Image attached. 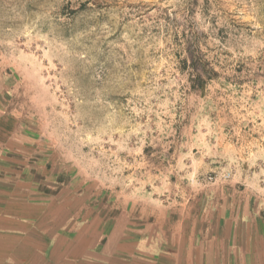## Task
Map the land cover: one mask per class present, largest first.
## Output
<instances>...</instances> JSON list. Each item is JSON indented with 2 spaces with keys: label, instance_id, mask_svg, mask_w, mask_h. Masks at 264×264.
<instances>
[{
  "label": "rangeland",
  "instance_id": "1",
  "mask_svg": "<svg viewBox=\"0 0 264 264\" xmlns=\"http://www.w3.org/2000/svg\"><path fill=\"white\" fill-rule=\"evenodd\" d=\"M0 105L66 179L264 229V0H0Z\"/></svg>",
  "mask_w": 264,
  "mask_h": 264
},
{
  "label": "crops",
  "instance_id": "2",
  "mask_svg": "<svg viewBox=\"0 0 264 264\" xmlns=\"http://www.w3.org/2000/svg\"><path fill=\"white\" fill-rule=\"evenodd\" d=\"M18 124L0 105V264H264L252 213L240 221L209 190L178 201L140 186L111 198L48 169Z\"/></svg>",
  "mask_w": 264,
  "mask_h": 264
}]
</instances>
